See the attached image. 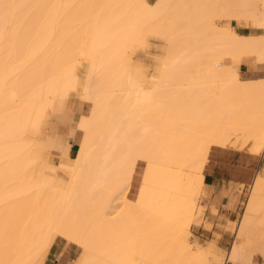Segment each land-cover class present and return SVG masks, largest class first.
Wrapping results in <instances>:
<instances>
[{"label": "bare ground", "instance_id": "bare-ground-1", "mask_svg": "<svg viewBox=\"0 0 264 264\" xmlns=\"http://www.w3.org/2000/svg\"><path fill=\"white\" fill-rule=\"evenodd\" d=\"M216 18L251 21L254 31ZM149 29L169 42L156 80L131 69L125 53L144 46ZM78 55L90 60L83 81ZM250 58L264 62V0H0V264H34L54 233L87 251L81 264H156L160 256L256 264V252L264 257L258 173L227 257L210 258L185 238L212 147L264 153V79L240 77ZM80 84L92 108L77 121L76 156L58 163L72 171L69 185L54 189L55 169L40 163L28 132H40L48 108ZM67 106L64 125L76 109L71 98ZM65 136L59 131L51 149L62 153ZM140 159L136 198L125 196L126 212L108 218ZM37 166L42 172L30 174Z\"/></svg>", "mask_w": 264, "mask_h": 264}, {"label": "rangeland", "instance_id": "rangeland-1", "mask_svg": "<svg viewBox=\"0 0 264 264\" xmlns=\"http://www.w3.org/2000/svg\"><path fill=\"white\" fill-rule=\"evenodd\" d=\"M148 1L151 3H154L156 0H148ZM231 21L232 20H223V19H218V18L215 19V23L217 25L226 26V27H230V28L232 27ZM233 22H235V21H233ZM165 23H166V21H165ZM153 24H155V23H153ZM242 24H243V26H245V29H239L236 26L237 24H235V23L233 25L236 27H232V28L235 29L237 32H239V31H241V32L254 31V29L252 28V22L251 21H249L248 24L247 23H242ZM155 26H159V25H154V27ZM149 30H151V29H149ZM146 31H148V30H146ZM151 31H154V33L156 35L150 31H148V32H150V34L149 35H148V33L146 34L147 43L144 46L143 45L140 46L139 43H137L138 45L135 43V44H133L132 47L127 48L125 53H126V56L130 59L129 61L132 64L130 66V67H132L131 69L138 70V71L142 72L143 75L146 77V79H150V77H154V78H152V80H156L157 76L160 73L161 60L159 59V57H161V55L164 53V51H165L164 46L165 47L168 46L169 42H167L168 40L165 41L166 37H168V36L165 37L163 34L161 35L159 32H156L153 29ZM161 33H164V32H161ZM256 33H259V31H257ZM162 44L164 46H162ZM89 61H90L89 59L78 55V59L76 60V63H77L76 66H77V68H80V70H79L80 81L84 80V75L87 72V68L89 66ZM256 65H258V67H264V62H255L254 59L252 58V64L251 65L247 64V67H250L252 69ZM244 70H245V67L242 66V71H240V77L241 78H244V76H245ZM70 98H71V101L76 106L75 112L73 113L75 116L69 114L70 117H72V123L64 125V124H61V122H62L61 119H64L65 123L68 120L65 121V117H64L65 114L63 115L62 111L67 113V111H68L67 104H68ZM91 103L92 102L89 99L83 97V90H82V86L80 84L78 86V88L70 90V96L69 97L59 98L56 101L55 107H49L48 108V115L45 117L43 126L40 129V132L36 133L35 129L30 130L29 131L30 133L28 132V136L31 137L30 138L31 139L30 140V143H31L30 146L33 150V153L39 156L40 163L44 166H50L53 170L55 169L54 172H55V177H56L55 178L56 183L54 185V189H56V188H58L60 190L66 189V187H68V185H69V181L72 178V171L70 169L64 168L60 165L58 166V163L62 160L63 155L70 156V157L76 156V152L73 154V156L70 154L71 146L73 143H77L78 145H76V148L78 150L80 147V143L82 141V138H83V132L81 130L77 129V126H76L77 121L82 117V115H86V114L90 113L91 108H92ZM61 108H67V109H61ZM57 109H61V111H59ZM56 111H59V112H56ZM57 115L60 118V120L57 117ZM69 115H67V116L69 117ZM67 116H66V118L68 119ZM243 117L245 118V115L241 114L240 119H243ZM253 122H255V121L253 120ZM252 125H254V124L252 123ZM59 131H61L63 134H66V136H65L66 141L64 140V146H63L62 153H60L59 151L57 152V150L54 148L51 149V145L53 144L54 141L57 140V136H58ZM236 147L238 149H235ZM236 147L230 146V147H226V149L230 148L229 150H238V151H242V152H247L248 154H255V153L251 152L249 149H247V147H243V148L241 146H239V147L236 146ZM213 148H221V147L213 146ZM34 149H36V150H34ZM261 155L263 156V162H262V165H261L260 170L258 172V175L264 176V153H261ZM145 167H146V162L144 160H141V159H140V161L138 160V162L135 165V169H136V173H134L135 178H136L135 181L133 183H131V187L128 190H123L119 194V196L117 197V199L114 202L115 205L113 203L112 207L109 209V211L114 212V213H113V215L111 213H109L110 216H108V218L113 219L119 215H123V213L126 212V206L128 204H127L125 196H128L130 199L136 198L137 193H138V189L140 186V179L143 176V172H144ZM32 168H33L32 173H30V174L35 173L36 175H38L42 172V169L40 168V166H37V168L36 167H32ZM29 171H31V170H29ZM30 179H31V177H30ZM33 179L38 180V179H40V176H36ZM253 181H252V183H253ZM251 186H252V184L247 185V186H242V188H243V191H242L243 199H242L241 203L239 204L235 214L232 216V218H224L221 215L219 220L215 221V220H213L212 217H209V218L207 217L208 213L209 214L217 213V209L213 205L210 206V208H208L209 206H208L207 200L209 197H208V194L206 193V189H205L204 183H203L202 193L198 197L199 199H197V202H196L197 203L196 215H195L196 219H194L192 224L186 228V233H185V238H187V240L192 244V246L195 250H199V249L203 250L204 248H205L204 250H209L210 251L209 257L210 258H212L215 255H219V254H221L220 255L221 257H224V256L227 257L228 252L230 251L231 247L233 246V243L235 242L236 230L239 226L242 215L245 211V205H246V202L248 201V197L251 194V189H252ZM125 191H126V193H125ZM198 227L200 228V231H202V230L203 231H214L213 237H208L206 235L200 236L197 233ZM54 234H57V233H54ZM222 234H224L223 240L228 241L227 244H224V242H223V245L219 243V240L222 238ZM53 235H52V237H53ZM57 235H59V234H57ZM60 236H62V235H60ZM62 237H64V236H62ZM57 238L62 239L68 243H70L69 241H71L72 244L73 243L77 244L76 242L70 240L67 237H64V238L68 239L69 241H67L63 238H60V237H55L54 240H56ZM75 244H73V245H75ZM80 252L83 253V250L80 249ZM85 255H87L86 250H85ZM40 256L36 259V261L40 258ZM35 262H34V264H35ZM253 262H255L256 264H264V257L262 256V254L260 252L255 253L254 258H253ZM156 264H168V262L166 261L164 256H160L157 258ZM185 264H201V261H200V259H193V260H188V262H185ZM202 264H212L211 259H205ZM225 264H230V263L226 262Z\"/></svg>", "mask_w": 264, "mask_h": 264}, {"label": "crops", "instance_id": "crops-1", "mask_svg": "<svg viewBox=\"0 0 264 264\" xmlns=\"http://www.w3.org/2000/svg\"><path fill=\"white\" fill-rule=\"evenodd\" d=\"M235 20L231 21L232 27H238L239 29H245L243 24H238ZM237 24L234 26L233 24ZM239 33H242L239 31ZM252 64V58L243 59L240 64V71L242 66L244 70V80H260L264 79V67H258L256 65L252 69L247 67V64ZM76 145L73 143L70 149V154L73 156L77 152ZM263 162V156L261 154H248L238 150H229L226 148H213L209 154V160L204 169V187L208 194V208L215 206L217 213L207 214V217H212L213 220H219L222 215L224 218H232L235 214L239 204L243 199V188L252 184L254 177L259 172ZM197 233L200 236L213 237L214 231H200L198 227ZM55 237L63 238L67 241L68 239L54 234L50 244L35 262V264H81L85 258V249L79 245H73L62 240L56 239ZM224 239V234L219 240V243L223 245L227 244V240ZM54 240V241H53ZM83 250V253L80 252ZM84 254V255H83ZM81 256V257H80ZM84 257V258H83ZM79 260V261H78ZM78 261V262H77Z\"/></svg>", "mask_w": 264, "mask_h": 264}, {"label": "clouds", "instance_id": "clouds-1", "mask_svg": "<svg viewBox=\"0 0 264 264\" xmlns=\"http://www.w3.org/2000/svg\"><path fill=\"white\" fill-rule=\"evenodd\" d=\"M143 102H144V100L142 98L137 99V103H143Z\"/></svg>", "mask_w": 264, "mask_h": 264}]
</instances>
